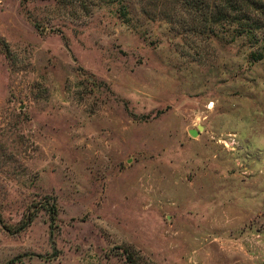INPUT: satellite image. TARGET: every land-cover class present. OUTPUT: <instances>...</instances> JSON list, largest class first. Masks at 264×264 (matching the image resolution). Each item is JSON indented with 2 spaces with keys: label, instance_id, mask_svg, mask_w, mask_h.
<instances>
[{
  "label": "rangeland",
  "instance_id": "1",
  "mask_svg": "<svg viewBox=\"0 0 264 264\" xmlns=\"http://www.w3.org/2000/svg\"><path fill=\"white\" fill-rule=\"evenodd\" d=\"M194 1L0 0V264H264V0Z\"/></svg>",
  "mask_w": 264,
  "mask_h": 264
},
{
  "label": "trees",
  "instance_id": "2",
  "mask_svg": "<svg viewBox=\"0 0 264 264\" xmlns=\"http://www.w3.org/2000/svg\"><path fill=\"white\" fill-rule=\"evenodd\" d=\"M182 5L187 6L188 9L194 10L195 12H200L199 16L202 17V19L206 22H209L211 19H216L217 17H221L224 15H221L220 8L215 12L211 13L208 9V4H204L203 2H195L194 0H178ZM220 2L223 4L222 6L226 9H230L236 12L237 16L235 17V20L237 21L238 27L243 31V33H248L250 28L255 25L253 20L250 19L247 11L249 10H258L256 6H258L261 2V0H220ZM249 29V30H248ZM241 31V32H242ZM259 57H257L258 59ZM32 220V217H29L25 220L21 227H19L17 230H22L25 226H27Z\"/></svg>",
  "mask_w": 264,
  "mask_h": 264
},
{
  "label": "water",
  "instance_id": "3",
  "mask_svg": "<svg viewBox=\"0 0 264 264\" xmlns=\"http://www.w3.org/2000/svg\"><path fill=\"white\" fill-rule=\"evenodd\" d=\"M189 135H191V136H195V133H194L193 131H190V132H189Z\"/></svg>",
  "mask_w": 264,
  "mask_h": 264
}]
</instances>
